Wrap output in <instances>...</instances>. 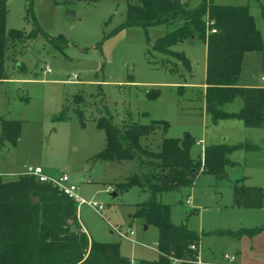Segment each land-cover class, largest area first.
I'll list each match as a JSON object with an SVG mask.
<instances>
[{
    "label": "rangeland",
    "instance_id": "rangeland-1",
    "mask_svg": "<svg viewBox=\"0 0 264 264\" xmlns=\"http://www.w3.org/2000/svg\"><path fill=\"white\" fill-rule=\"evenodd\" d=\"M182 1L195 7L203 0ZM213 1L248 6L264 43V0ZM67 11L74 18L68 19ZM126 13L127 0H8L7 28L39 33L24 43L8 46L6 75L12 80L0 82V113L20 120L21 133L16 144L8 140L0 144V179L14 178L10 174L24 172L29 165H40L50 177L66 172L77 184L79 196L102 205L96 211L88 203H77L79 232L89 236V243L91 239L119 242L120 254L134 264L132 259L158 258V228H145L146 223L135 215L137 203L146 198L138 186L113 195L116 184L138 170V162L97 157L106 141L98 120L109 117L119 127L124 122L166 120L167 132L157 130L144 143L157 150L164 136L189 133L195 139L191 154L196 158L205 145L251 143L254 151L260 150L252 157H245L242 151L230 154L231 161L240 163L239 172L253 171L264 164V127H247L237 117L214 123L204 108L202 95L206 46L183 43L172 47L189 60L188 66L177 55L152 47L172 26L116 29ZM263 63V52L247 51L238 83L264 85ZM46 65L50 73L45 72ZM148 93L157 96L151 98ZM242 105V100L236 98L225 110L237 112ZM232 184L226 176L200 172L190 186L161 195L171 206V220L176 224L186 222L201 235L203 257L208 262L233 263L224 255L235 254V239L211 233L240 227L242 214L238 212L244 209L233 205ZM187 199L191 204L186 203ZM127 229L134 230L132 238H120L118 230ZM11 253V249L0 253V263L6 264ZM89 255L90 246L77 264ZM49 256L48 263L55 264L53 255ZM86 264L99 263L92 258Z\"/></svg>",
    "mask_w": 264,
    "mask_h": 264
},
{
    "label": "trees",
    "instance_id": "trees-1",
    "mask_svg": "<svg viewBox=\"0 0 264 264\" xmlns=\"http://www.w3.org/2000/svg\"><path fill=\"white\" fill-rule=\"evenodd\" d=\"M261 6L264 16V3ZM7 8L8 0H0V80L6 77L9 44L24 43L39 33L38 30L25 33L8 29ZM154 24H167L172 29L156 39L153 49L175 54L181 63L189 66V60L182 53L172 50L174 45L204 44L207 47L205 110L214 123L222 118L237 117L247 127L264 126V86L238 83L245 53L251 50L264 53L261 32L248 6L221 5L213 0H203L195 7L181 0H127L126 19L116 29ZM19 66L24 68L22 63ZM148 95L152 98L157 93ZM236 98L243 102L241 109L227 112L225 106ZM0 122V142L8 140L16 144L21 121L0 118ZM97 124L106 135L98 158L138 162V170L116 184L113 194L138 186L146 193V198L137 203L135 215L158 228V258L135 259L134 264H207L197 262L200 234L186 222L174 223L171 206L161 195L190 186L200 172L226 176L227 167L235 164L230 154L237 149H255V146L247 142L207 145L196 158L191 154L195 139L189 133L182 137L164 136L157 150L144 143L143 140L157 130L167 132L166 120H152L147 124L124 122L119 127L104 116ZM232 186L233 205L254 208L263 205L262 187L238 182ZM77 206L75 199L33 175L25 173L11 180L0 179V253L12 251L6 264H49V255H53L55 264H77L88 246L89 258L81 264L89 263L92 258L99 264H133L129 257L120 254L119 242L91 239L89 243V236L79 232ZM259 229H217L211 233L241 236L254 234ZM49 237L54 239L48 240Z\"/></svg>",
    "mask_w": 264,
    "mask_h": 264
},
{
    "label": "crops",
    "instance_id": "crops-1",
    "mask_svg": "<svg viewBox=\"0 0 264 264\" xmlns=\"http://www.w3.org/2000/svg\"><path fill=\"white\" fill-rule=\"evenodd\" d=\"M7 80H12V78H7V75H6V77L4 79H1L0 82H4ZM245 86H264V85H245ZM202 88H203L202 95L204 97L206 83L203 85ZM204 99H205V97H204ZM204 108H205V100H204ZM0 118L14 120V118H11V117H4V115L2 113H0ZM0 127H1L0 136H1V134H2L1 122H0ZM260 128H262V127H260ZM4 142H0V144L3 145ZM205 147H206V145L202 148V150ZM254 150L255 149L248 150V149L242 148V149L234 150V152L235 151H240V152L242 151L244 153L245 157L247 155H249L248 157H252L254 152H256V153L260 152V150H256V151H254ZM234 162H235V164L230 166L232 169V172H230V167H228V169H227L226 177L228 178V180L233 181V183L238 182V183H241L244 185L260 186L264 190V164H260L259 167L256 169H253V171L244 172L241 170V172H239L237 170V168L240 166V163L238 164V162L236 160H234ZM36 166H40V165H36ZM27 167L28 166H26V169H27ZM26 169L24 172H20V173H16V174H10L12 176H16V177L11 178V179H15V178L19 177L20 175L25 174ZM230 174H232V177H230ZM0 176H2V174H0ZM11 179H9V180H11ZM232 198H233V195H232ZM187 200H186V203L191 204V200L189 203L187 202ZM236 207H238L239 209H244V210H239L240 212H238L239 214L240 213L242 214L239 229H250V228H255V227L260 228V229L256 233L251 234V235L244 233L241 236H231L233 239H235L234 240L235 241L234 242L235 254L232 255L233 260H231V261H233V263H223V264H264V203L261 207H256V208H254V207H243V206H236ZM227 255L230 256L229 253H226L224 255V257L226 260L229 261ZM199 257H200L202 262L207 263V264H222V263H214V261L208 262L204 259L203 249L201 246V235H200V243H199ZM132 260H135V259H132Z\"/></svg>",
    "mask_w": 264,
    "mask_h": 264
},
{
    "label": "built area",
    "instance_id": "built-area-1",
    "mask_svg": "<svg viewBox=\"0 0 264 264\" xmlns=\"http://www.w3.org/2000/svg\"><path fill=\"white\" fill-rule=\"evenodd\" d=\"M45 72L46 73L51 72V68L48 65H46V67H45ZM262 80L264 81V76L262 77ZM26 174L35 176L39 181L49 182V183L53 184L60 191H62L63 193H65L69 197L75 199L78 204L79 203H88L96 211H100L102 209V205H99L97 202L88 201L85 198L79 196L77 184L71 181L70 176L66 172H63L58 177H50L44 173L41 166L30 165L26 169ZM187 202L189 203L190 199H188ZM117 233L120 236V238L131 239L132 236L134 235V230H132V229H127L125 231L118 230ZM191 247L196 248L195 245H192ZM227 257L229 260H233V257L228 256V255H227ZM197 262L203 263L199 256L197 258Z\"/></svg>",
    "mask_w": 264,
    "mask_h": 264
},
{
    "label": "water",
    "instance_id": "water-1",
    "mask_svg": "<svg viewBox=\"0 0 264 264\" xmlns=\"http://www.w3.org/2000/svg\"><path fill=\"white\" fill-rule=\"evenodd\" d=\"M66 17L68 19H72V18H74V14L72 12H70V11H67L66 12ZM113 195H116V194H113ZM147 227H148V224H145V228H147Z\"/></svg>",
    "mask_w": 264,
    "mask_h": 264
}]
</instances>
